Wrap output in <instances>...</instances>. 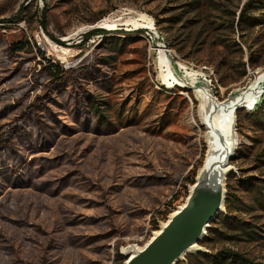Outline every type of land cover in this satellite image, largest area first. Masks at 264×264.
I'll list each match as a JSON object with an SVG mask.
<instances>
[{
  "label": "rangeland",
  "instance_id": "374dc122",
  "mask_svg": "<svg viewBox=\"0 0 264 264\" xmlns=\"http://www.w3.org/2000/svg\"><path fill=\"white\" fill-rule=\"evenodd\" d=\"M202 1L185 13L196 0H0L2 47L26 38L33 50L66 70L92 66L108 55L101 45L114 32L122 31L126 40L122 51L113 54L112 66L104 69L110 80L106 89L88 87L110 103V133H57L48 147H20L14 164H1L0 264H112L116 251L146 243L154 231L152 221H164L159 213L184 202L203 161L205 129L194 92L159 78L156 45L172 62L210 80L218 100L248 84L239 102L251 105L264 90V23L240 32L230 27L231 13L236 18L247 0ZM178 15L183 18L176 22ZM105 18L118 19V25L100 28L96 23ZM148 20L153 29L143 27ZM94 29L105 32L90 34ZM55 39L63 41L61 51L53 47ZM32 67L40 69L35 61ZM6 75L8 66L0 63V132L18 117L4 110L13 102L8 100L12 85L1 78ZM253 82L257 95L245 102ZM40 92H31L30 100ZM239 110L227 176L235 195L247 204L251 199L239 178H264V166L255 169L264 153V129L244 116L251 111ZM134 177H141L139 185L132 183ZM238 216L254 225L258 240L240 236L208 247L232 248L264 262V212Z\"/></svg>",
  "mask_w": 264,
  "mask_h": 264
},
{
  "label": "trees",
  "instance_id": "16d2710c",
  "mask_svg": "<svg viewBox=\"0 0 264 264\" xmlns=\"http://www.w3.org/2000/svg\"><path fill=\"white\" fill-rule=\"evenodd\" d=\"M196 1V6L191 4L190 9L184 12L196 9L200 2H203ZM231 16L230 27L235 26L240 32L254 27L259 22L264 23V0H247L239 7L236 18L235 11ZM182 18L183 16L178 15L176 22ZM40 25L41 29L45 30L43 11ZM104 32L103 29H94L90 34L100 35ZM114 33L116 36L107 37L101 45L102 50L108 55L98 57L92 66H80L69 70L52 62L38 48L33 50L26 38L5 43L4 47L0 42V63L8 66V75L1 78L6 80L8 85H12V88L8 89V100H13L11 104L4 106V110L8 109V116L12 113L18 114V117L12 118L0 132V166L8 162L14 164L20 147L27 151L48 147L51 144L50 138L56 137L57 133L77 129L86 132H111L110 103L91 94L88 87L92 84L106 89L109 84L110 80L104 69L112 66L115 55L119 54L126 45V40L120 36L122 31ZM55 42L64 44L63 41L56 39ZM235 45L238 46L236 43ZM253 58L254 55L250 53L248 63L252 68L257 66ZM34 61L40 66L38 71L32 67ZM242 65L245 69L246 64L242 63ZM37 89L41 92L30 100L31 92ZM241 113L242 110L237 111V121ZM244 116L264 129V99L256 110L244 113ZM64 118H70L72 123ZM260 156L262 158L257 159L256 170L264 166V153ZM132 180L133 184L139 185L141 177H134ZM239 186L250 197V203H243L242 199L235 195L230 178L227 176L225 211L218 213L211 221L207 235L200 242L207 251L187 254L183 264H264L232 248L208 247L214 241L232 242L239 240L240 236H244L250 242L258 240L260 235L254 225L238 214L251 213L255 210L264 212V178L243 175L239 178ZM173 210L174 207L167 208L158 216L165 220ZM152 224L153 230L158 228L156 221L153 220ZM123 261L124 257L116 251L112 264H123ZM177 264H182V261Z\"/></svg>",
  "mask_w": 264,
  "mask_h": 264
},
{
  "label": "water",
  "instance_id": "95a60500",
  "mask_svg": "<svg viewBox=\"0 0 264 264\" xmlns=\"http://www.w3.org/2000/svg\"><path fill=\"white\" fill-rule=\"evenodd\" d=\"M167 60L171 74L184 85L180 88L191 89L198 100V116L206 129L202 165L205 159H210L211 165L197 169L184 202L158 224L143 246L133 245L120 250L123 264H177L184 261L187 254L207 251L200 242L207 235L211 221L225 211L227 174L232 168L229 163L236 147V113L241 108L252 112L264 99L262 91L253 104H239L230 116L223 115L218 127L209 125L208 113L215 111L213 115H220L223 105L238 96L248 84L232 91L226 99L218 100L210 80L203 74L187 71L181 64L172 62L169 56Z\"/></svg>",
  "mask_w": 264,
  "mask_h": 264
},
{
  "label": "bare ground",
  "instance_id": "6f19581e",
  "mask_svg": "<svg viewBox=\"0 0 264 264\" xmlns=\"http://www.w3.org/2000/svg\"><path fill=\"white\" fill-rule=\"evenodd\" d=\"M118 21L119 20L118 19H115V18H105V19L101 20L100 22H98L96 24L100 28H103V29H112V28H114V27H116L118 25L117 24ZM126 23H128V22H126ZM133 23H135V22H133ZM143 27H146L148 29H153V23H152V21L151 20H148ZM156 47H157V50H156L157 65L156 66H157L158 72L160 73V77L159 78H161L162 83H166L167 86L184 87V85L181 84V83H179L176 80V78L174 77V75L171 74V71L169 69V61L167 60V57L168 56H167L165 50L163 49V47L161 45H159V44H157ZM255 83L256 82L251 83V85L249 86L248 91H246V95L242 99L243 101H245V102L254 101V99H255V97L257 95V85ZM261 93H260V95H261ZM239 104H242V103L239 102V95H238L234 99H232L231 101H229V102H227L226 104L223 105V107L221 109L222 112H221L220 115H213V113L215 111L208 113V120H209L208 121V124L209 125H213L214 127H218L220 125L221 121H222L221 120V117L223 115L230 116L232 109L234 107L238 106ZM210 165H211L210 159L208 161H206V159H205L204 160V165L201 164L200 167L202 169H205V168H208Z\"/></svg>",
  "mask_w": 264,
  "mask_h": 264
},
{
  "label": "built area",
  "instance_id": "2783aa9c",
  "mask_svg": "<svg viewBox=\"0 0 264 264\" xmlns=\"http://www.w3.org/2000/svg\"><path fill=\"white\" fill-rule=\"evenodd\" d=\"M53 45H54L53 47H55V48H57L58 50L61 51V49H62V47L60 46L61 44H58V43L55 42Z\"/></svg>",
  "mask_w": 264,
  "mask_h": 264
}]
</instances>
